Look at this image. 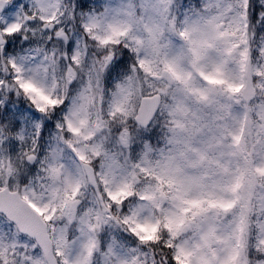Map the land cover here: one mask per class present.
Instances as JSON below:
<instances>
[{"label":"snow or ice","instance_id":"1","mask_svg":"<svg viewBox=\"0 0 264 264\" xmlns=\"http://www.w3.org/2000/svg\"><path fill=\"white\" fill-rule=\"evenodd\" d=\"M0 264H264V0H0Z\"/></svg>","mask_w":264,"mask_h":264}]
</instances>
